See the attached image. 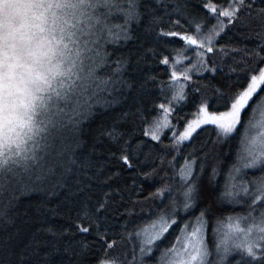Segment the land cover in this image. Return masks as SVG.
Masks as SVG:
<instances>
[{
	"label": "snow or ice",
	"instance_id": "obj_1",
	"mask_svg": "<svg viewBox=\"0 0 264 264\" xmlns=\"http://www.w3.org/2000/svg\"><path fill=\"white\" fill-rule=\"evenodd\" d=\"M233 29L256 44L217 49ZM216 51L235 66L225 71ZM194 75L208 81L212 95L199 84L192 89ZM261 97L264 0H37L19 39L0 37V170L36 159L27 145L53 115L72 124V143L89 151L76 159L62 146L60 179L36 189L54 195L64 188L55 208L38 202L0 213V264H91L97 247L105 249L98 264H264V125L252 134L248 115ZM189 105L194 111L180 116ZM96 117L85 132L84 120ZM169 132L170 143L161 147ZM129 170L132 184L112 188ZM168 170L173 183L131 200L137 188L145 190L141 176L155 183ZM235 206L247 212L218 215ZM49 213L65 223L49 224ZM173 228L175 243L165 244ZM117 246L122 251L107 255Z\"/></svg>",
	"mask_w": 264,
	"mask_h": 264
},
{
	"label": "trees",
	"instance_id": "obj_2",
	"mask_svg": "<svg viewBox=\"0 0 264 264\" xmlns=\"http://www.w3.org/2000/svg\"><path fill=\"white\" fill-rule=\"evenodd\" d=\"M203 0H193L194 4H201ZM215 2V0H214ZM107 11V9H105ZM113 14H116V10L113 9ZM114 22H120V21H114ZM212 23H215L213 20ZM227 31V29H226ZM223 39L220 40V44L217 45V49L221 45L226 46L229 50L236 48V47H243L244 45H247L249 48L253 47L256 44V39H245L241 34L237 33L235 29H233L232 32H228L227 35H223ZM107 50L109 52L112 51L113 45L109 44L106 46ZM163 55H167V52H165ZM240 55L235 56V61H239L241 59ZM162 59V57H160ZM213 59L218 63L222 64L225 67V71L228 70L229 67H234L235 63L234 60L228 56H225L220 51H216L215 54H213ZM171 63V61H170ZM159 71L162 74L160 76V79L167 80L168 77L166 75H163L165 71V66L160 65ZM239 71V69H237ZM194 82L192 83L191 87L192 89H195L197 85L199 84L201 92L206 95L210 96L212 95L210 89L207 87L208 81L205 80H196L195 75L193 76ZM190 95H194V93H190ZM165 102L163 99H157L156 103H162ZM264 97H261L257 100L255 105H253V110L248 114L249 115V127L252 130V134H255L257 131L255 128V122H257L258 114L261 111L263 107ZM64 107L63 101H61L60 108ZM101 105L97 104L96 109L94 111H99L101 109ZM190 111H194V109L189 107H186L183 112L180 113V116H185ZM154 115H156L154 113ZM100 117H96V119L91 120H84V124L82 125V128L84 131H87V128L89 126L94 127L96 124V120H98ZM191 116H188V119H191ZM260 118V117H259ZM172 122L175 123L176 121V115L173 114L171 117ZM210 127L211 126H207ZM76 130L70 124L67 120L63 119L62 117H59L56 115L54 122L50 125V128L47 133V138L43 144V147L41 151L39 152L36 159H33L25 168H16L12 173L4 175L0 177V213H15L17 211L23 212L28 205H34L38 202H45L47 204L48 208H55L58 204H60L61 200L63 199V194L65 192L64 188H59L56 191V194L54 195H48L45 191L36 190L40 185H47V184H55L61 176V173L64 171V168L61 166L62 163L66 164L67 160L66 158L62 160L59 153L62 149V146L67 145L70 148H73L75 151V156L73 158L79 159L81 158V155H86L89 151L88 148L85 146L76 147L74 143H72L73 138L76 136ZM209 135V133H201V137L206 138ZM87 143V138L82 137ZM156 143V142H153ZM170 143V140L166 138V136L162 137V144L160 145L163 147V145H168ZM240 147L238 141L233 143L232 151L229 152V155L225 157V163H229L231 159L234 157L235 152L237 148ZM227 152L228 149H225ZM167 159H172L171 156H168ZM157 165L159 164V160H157ZM184 164V159L182 157H178L176 160V167L179 169L181 165ZM71 167L73 168V174L75 172L76 165L72 164ZM51 169V171H49ZM108 170L110 172L118 171L119 169L115 168L112 165H109ZM150 170V169H145ZM227 168H222V174L219 178L218 183L223 185L225 180V175ZM132 175L131 170L124 171L122 173V179L116 180L114 183H112L111 187L115 188L117 184H120L121 187L124 186V184L131 185L132 180L129 179ZM164 173H161V176H163ZM37 176L40 177L39 180H37ZM173 172L171 170L167 171V178L164 180L160 179V176H157L155 178V183L152 181L144 180L143 176L140 177V180L138 183H142L144 187V192L140 194L139 188H137L136 194L131 195V200L136 201H144L145 197L148 195L149 191H155L157 187H160L161 184H171L173 183L172 180ZM176 179H179V175L177 173ZM108 188H105L104 191H108ZM125 195H128L126 192ZM14 196L16 199H14ZM178 196V194H177ZM152 203L151 201L144 204V207L147 209L148 204ZM226 203V202H225ZM153 207L155 205L153 204ZM247 212L246 207H227L226 211L223 213H219L218 215L221 216H228V215H236L239 214H245ZM0 219H3L2 216H0ZM46 220L49 224L54 225H60L64 224L65 221L60 216H53L50 213L46 215ZM227 221H224L223 224L220 225V231L223 232L225 230V223ZM214 224L210 223L208 229L205 232V239L207 240L209 246L211 247L214 237L212 233V228ZM179 233L175 228L170 230V232L167 234L168 240L165 241V244H168L169 241L172 243H175V236ZM91 240L92 238L89 237ZM122 251V249L117 246L115 249H108L107 255H115ZM159 255V254H158ZM105 257V249H102L100 247H97L95 249V255L90 257L91 264H98V261L100 259H103Z\"/></svg>",
	"mask_w": 264,
	"mask_h": 264
},
{
	"label": "clouds",
	"instance_id": "obj_3",
	"mask_svg": "<svg viewBox=\"0 0 264 264\" xmlns=\"http://www.w3.org/2000/svg\"><path fill=\"white\" fill-rule=\"evenodd\" d=\"M3 8L2 35L5 43H8L13 38L19 39L22 25L32 19L34 11L37 10V0H12L11 3H5Z\"/></svg>",
	"mask_w": 264,
	"mask_h": 264
},
{
	"label": "rangeland",
	"instance_id": "obj_4",
	"mask_svg": "<svg viewBox=\"0 0 264 264\" xmlns=\"http://www.w3.org/2000/svg\"><path fill=\"white\" fill-rule=\"evenodd\" d=\"M11 2H12V0H0V37H3V35H2V29H3L2 17L4 16L3 5L5 3H11ZM169 96H170V94H169ZM59 106H61V101L59 102ZM55 111H56L55 107H53V112L55 113ZM160 115H161V118H162V114H160ZM55 117H56V115H53L51 117V120L53 122H54ZM258 119L259 120L257 122H255V128H254L256 131H259L261 125H264V102H263V107H262L261 111L258 114ZM51 124L52 123L45 122V123L40 125L42 130L35 136L34 141H30L28 143V145H27V148H28V153L27 154H28L29 157H31L33 155L35 157L38 156V154L41 151V149L43 147V144H44V142H45V140L47 138V133H48V130H49ZM180 130L182 131L183 129L181 128ZM168 136H171L170 132L167 133L166 138ZM32 160L33 159L24 160L23 158H20L16 163H11L8 166H6L4 169L0 170V177L12 173L16 168H25ZM226 223H225V225H226Z\"/></svg>",
	"mask_w": 264,
	"mask_h": 264
}]
</instances>
